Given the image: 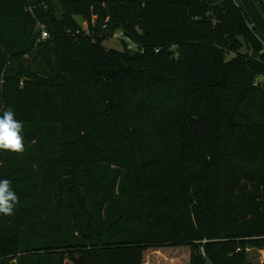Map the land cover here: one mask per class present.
<instances>
[{
  "label": "trees",
  "instance_id": "trees-1",
  "mask_svg": "<svg viewBox=\"0 0 264 264\" xmlns=\"http://www.w3.org/2000/svg\"><path fill=\"white\" fill-rule=\"evenodd\" d=\"M52 1L0 0L25 43L45 24L54 53L19 84L0 24V111L25 143L0 150L18 196L0 264H238L264 245V40L239 0H128L161 21L115 25L118 0ZM117 28L143 51L103 44Z\"/></svg>",
  "mask_w": 264,
  "mask_h": 264
},
{
  "label": "rangeland",
  "instance_id": "rangeland-1",
  "mask_svg": "<svg viewBox=\"0 0 264 264\" xmlns=\"http://www.w3.org/2000/svg\"><path fill=\"white\" fill-rule=\"evenodd\" d=\"M52 3L56 9L61 8L62 4L59 0H53ZM111 13L106 18L111 25L117 24V17L123 18L126 22L131 18L135 17H149L152 22L161 21V19L156 14V11L153 7H147L143 5L141 8L134 9L133 5L128 2V0H118L110 4ZM62 9V8H61ZM146 10V11H144ZM57 14V18H59V13ZM92 18V17H91ZM74 19L80 24L81 28L87 27V22L85 19H82L80 16H74ZM0 24L8 25L9 28V37H7V42L11 47V61L7 66V73L13 75L16 79L19 80V84H24V82H35L38 78H40L45 70H47V66L44 63V59L42 58V53H45L48 56H54V53L51 50L45 48L44 44L49 41V36L46 38H37L31 45L29 43L24 42V38L28 36V32L26 34H21L19 30H13L15 28H19V20L13 22L11 19L5 18L0 15ZM90 24L92 26L94 23ZM38 29H44L45 24L38 22L35 25ZM136 31L138 34L142 33L141 26L137 25ZM90 32V30H89ZM88 33V30H86ZM121 28L114 29L112 31V36L105 39L103 44L107 47L121 49V38H125L127 40L132 41L135 47L141 49L142 47L133 38H128L126 35H121ZM124 34V33H123ZM135 37H138L137 34H134ZM35 33L32 35V38L29 40L30 43L33 40ZM122 36V37H121ZM35 39V38H34ZM126 43L127 41L124 40ZM129 43V42H128ZM240 50L243 52H250V49L242 42ZM173 56L176 57L177 53H173ZM264 80V75L259 76L257 81ZM237 252V251H235ZM184 256V252H183ZM238 264H264V245H261L259 242H249L243 250L238 252ZM177 264H181L180 261H177ZM205 264H211L209 260H205Z\"/></svg>",
  "mask_w": 264,
  "mask_h": 264
},
{
  "label": "clouds",
  "instance_id": "clouds-1",
  "mask_svg": "<svg viewBox=\"0 0 264 264\" xmlns=\"http://www.w3.org/2000/svg\"><path fill=\"white\" fill-rule=\"evenodd\" d=\"M25 149L23 123L16 118V112L11 108L0 111V150L23 152ZM18 202V196L13 190L12 181L0 178V213L10 215Z\"/></svg>",
  "mask_w": 264,
  "mask_h": 264
},
{
  "label": "water",
  "instance_id": "water-1",
  "mask_svg": "<svg viewBox=\"0 0 264 264\" xmlns=\"http://www.w3.org/2000/svg\"><path fill=\"white\" fill-rule=\"evenodd\" d=\"M252 26L264 40V16L254 0H239Z\"/></svg>",
  "mask_w": 264,
  "mask_h": 264
},
{
  "label": "built area",
  "instance_id": "built-area-1",
  "mask_svg": "<svg viewBox=\"0 0 264 264\" xmlns=\"http://www.w3.org/2000/svg\"><path fill=\"white\" fill-rule=\"evenodd\" d=\"M95 19H96L95 16H92L90 22H91V23H94V22H95ZM40 31H41V38H46V37L48 36L47 31H46L45 29H41ZM121 35L124 36L123 32L121 33ZM121 37H122V36H121ZM121 39L127 41V47H128V48H130V49L140 50L141 52L143 51V50H141V49L135 47V45L132 43V41L127 40V39L125 38V36H124V38H121ZM128 42H129V43H128Z\"/></svg>",
  "mask_w": 264,
  "mask_h": 264
}]
</instances>
